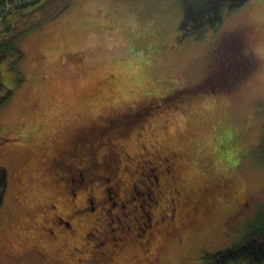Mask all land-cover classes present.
<instances>
[{
  "label": "rangeland",
  "instance_id": "rangeland-1",
  "mask_svg": "<svg viewBox=\"0 0 264 264\" xmlns=\"http://www.w3.org/2000/svg\"><path fill=\"white\" fill-rule=\"evenodd\" d=\"M181 5L182 0H74L56 18L38 21L33 29L14 37L12 49L5 42L9 37H0L4 56L0 95L7 97L0 104V167L8 176L0 207V264H62L57 254L52 255L53 260L43 258L41 245L48 230L40 231V226L48 225L50 210L47 192L38 191L39 182L48 176L46 168L36 162L37 145L50 144L89 122L101 121L108 115L96 113L106 111L104 105L137 87L142 102L118 116L127 112L138 115L151 100L142 96L144 92L155 99L184 89L185 84L209 90L188 103H179L178 108L156 104L162 113L146 117L149 121L145 122L144 115L134 116L127 124L133 128L144 125L137 131L120 136L110 129L96 139L97 160L105 157L106 164L105 169L93 165V180L103 181L107 187L115 185L121 165L116 155L124 158L117 147L134 156L142 152L139 143L156 139L176 150H187L191 166L185 180L195 188L213 185V198L193 223H184L181 230L176 224L167 238L162 236L153 245L148 241L149 251L145 236L132 237L119 264H211L209 256L238 245L264 214V165L257 147L264 118V0L224 10L220 26L190 38H179ZM13 25L22 27L19 22ZM3 28L0 21V31ZM235 36L244 47L242 58L246 51L256 62L254 71L244 74L227 93L229 73L238 67L240 57L235 48L224 50L227 40L233 41ZM81 157L86 159L85 154ZM19 174L25 183L18 181ZM119 175L124 177L121 171ZM224 182L233 190L231 198L224 196ZM145 189L134 188L137 199L132 201L145 206L144 210L139 207L133 212L132 203L124 209L139 222L137 231L144 228L143 221L156 200ZM58 204L57 211H68L67 202L60 199ZM103 206L120 221L112 223L113 235L120 232L117 228H124L127 238L131 220L120 209H111L109 202ZM63 249L67 251V246Z\"/></svg>",
  "mask_w": 264,
  "mask_h": 264
},
{
  "label": "flooded vegetation",
  "instance_id": "flooded-vegetation-1",
  "mask_svg": "<svg viewBox=\"0 0 264 264\" xmlns=\"http://www.w3.org/2000/svg\"><path fill=\"white\" fill-rule=\"evenodd\" d=\"M145 107L142 106L139 111L142 112L143 108L145 111ZM122 117L120 115L114 119L107 116L101 121H92L76 128L71 136H60L59 140L50 144L43 141L37 145L40 150L36 153V162H39L43 169L46 168L48 176L42 178L38 186L39 193L47 192L45 201L49 206L46 209L50 210L46 217L48 225L40 226V231L44 228L48 230V235L45 236L48 246L46 242L41 245L46 261L53 260L52 255L57 254V259L61 260L62 264H119L120 258L128 253L127 249L132 245V237L140 239L145 236L146 249L149 251L152 246L149 247L148 241L153 245L156 239L162 236L167 238L174 228H177L176 224L181 226V230L185 227L184 223H193L195 217L213 198V185H199L195 188L188 184L189 179L185 180L188 176L186 172L191 166L187 150H176L156 139L139 143V150L141 148L142 152L134 156L127 153L124 147H117L124 158L120 160L116 155L115 159L117 163L121 162V165L117 167L118 177L115 185L107 187L103 181L93 180V165L97 164L105 169L104 163L106 164L105 157H102L101 161L97 160L95 140L121 125ZM97 123L99 125H96ZM143 126L140 124L139 128ZM113 134L118 132L114 130ZM84 154L86 159L82 160L81 156ZM119 171L124 174L121 178L125 180V184L121 183L123 180L119 178ZM20 174L18 181L23 184L25 181ZM107 180L110 181V178ZM139 186L151 191L150 194L154 195L156 200L152 212H149L143 221L144 228L137 231L140 228L135 224L139 222L135 218L133 221L124 209L137 199L133 190ZM222 187L225 189L224 196L231 198L232 188L225 182ZM129 189H132L130 194L127 192ZM49 193L53 195L52 198L48 197ZM67 193L71 196L66 198ZM60 199L67 202V212L57 211ZM106 201L110 203L111 209H120L121 214L131 220V224L127 226L130 230L127 238L123 236L124 228H117L121 233L115 231L113 235L115 227L112 223L120 221L118 217H112L109 209L104 208ZM139 207L145 209V206L140 204L134 205L132 211H139ZM148 209L150 211L149 204ZM134 229L136 232L132 233ZM32 240L37 243L34 237ZM50 244L57 249H51ZM66 246L67 251L63 249Z\"/></svg>",
  "mask_w": 264,
  "mask_h": 264
},
{
  "label": "trees",
  "instance_id": "trees-1",
  "mask_svg": "<svg viewBox=\"0 0 264 264\" xmlns=\"http://www.w3.org/2000/svg\"><path fill=\"white\" fill-rule=\"evenodd\" d=\"M73 1L74 0H20L18 3H15L13 0H0V21H2V24L5 26V28L0 31V37H9V39L5 40L9 45L7 49H12L13 40H15L13 39L14 37L17 38L20 34L26 33L29 29L31 30L32 27L38 25V21L56 18L57 15L70 6ZM249 1L250 0H182L181 12L178 10L179 15H182L179 19V38L198 37L201 36L204 31L206 32L207 28L216 29L222 23V12L224 10L234 11L244 6ZM16 22L22 23V27H14L13 24ZM225 45L228 47L224 50V53L228 52L229 49L235 48L239 51L240 57L237 61L238 67L229 73L230 77L235 80H230V78V83L227 84V88H224L228 93L232 90H228V88L236 86L242 80L244 74H249L254 71L253 68L256 60L252 54H246V51V57L243 55L242 58L244 47L243 44L241 45L240 39L236 36L233 41L228 39ZM3 59L4 56H1L0 52V61ZM201 84L205 85L204 83ZM1 86L0 84V87ZM198 87L203 88V91H201L198 96L202 95L206 90H209L204 86ZM183 91H187V89L174 90L159 98L149 100L147 104L144 105L146 106L145 111L143 113L137 111L138 115L133 113L129 115L128 112L124 115L122 114L123 123L118 125L114 130H116L120 136H125L128 132L132 133L140 129L137 127H139L141 123L135 128L127 124L134 116L142 117L144 115V120L149 121L146 120V117L156 116L162 113V111H160V106H156V104L161 102L174 109L178 108L179 103H188L198 97L179 95V93ZM210 91L213 92L212 90ZM153 100L155 102H153ZM257 147L259 150V161L264 165V134H262L261 141ZM7 188L8 176L6 171L0 167V194H2L0 207L3 204ZM208 260L211 264H264V214L258 217L257 224L251 229L250 234L238 245L226 251L211 255L208 257Z\"/></svg>",
  "mask_w": 264,
  "mask_h": 264
},
{
  "label": "snow or ice",
  "instance_id": "snow-or-ice-1",
  "mask_svg": "<svg viewBox=\"0 0 264 264\" xmlns=\"http://www.w3.org/2000/svg\"><path fill=\"white\" fill-rule=\"evenodd\" d=\"M145 87H148L147 83H145ZM182 88L187 89V91L180 92L179 95H188V96H198L201 91H203L202 87H198L195 84H185L181 86ZM140 89L137 87L134 91H130L127 95L121 92L117 95L116 100L109 101L106 105L103 106L106 111H101L96 113L97 116H118L120 113L129 110L133 105L139 104L142 102L141 98H138L136 93H139ZM159 94H156L158 96ZM142 96H148L149 99H152V96L144 92ZM7 97L0 95V104H3L6 101ZM153 102H155L153 100ZM262 110H264V105H262ZM262 125V134H264V118L261 120ZM0 200H2V194H0Z\"/></svg>",
  "mask_w": 264,
  "mask_h": 264
},
{
  "label": "crops",
  "instance_id": "crops-1",
  "mask_svg": "<svg viewBox=\"0 0 264 264\" xmlns=\"http://www.w3.org/2000/svg\"><path fill=\"white\" fill-rule=\"evenodd\" d=\"M174 10V9H173ZM175 11V10H174ZM168 13H169V9H168Z\"/></svg>",
  "mask_w": 264,
  "mask_h": 264
}]
</instances>
